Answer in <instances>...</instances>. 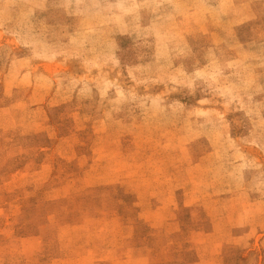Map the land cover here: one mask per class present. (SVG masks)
Here are the masks:
<instances>
[{
    "label": "rangeland",
    "instance_id": "1",
    "mask_svg": "<svg viewBox=\"0 0 264 264\" xmlns=\"http://www.w3.org/2000/svg\"><path fill=\"white\" fill-rule=\"evenodd\" d=\"M0 264H264V0H0Z\"/></svg>",
    "mask_w": 264,
    "mask_h": 264
}]
</instances>
